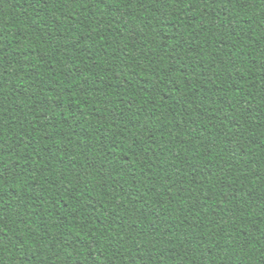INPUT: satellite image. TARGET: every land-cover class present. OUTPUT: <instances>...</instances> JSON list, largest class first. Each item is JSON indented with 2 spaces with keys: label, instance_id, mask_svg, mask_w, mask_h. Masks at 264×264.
<instances>
[{
  "label": "trees",
  "instance_id": "16d2710c",
  "mask_svg": "<svg viewBox=\"0 0 264 264\" xmlns=\"http://www.w3.org/2000/svg\"><path fill=\"white\" fill-rule=\"evenodd\" d=\"M0 264H264V0H0Z\"/></svg>",
  "mask_w": 264,
  "mask_h": 264
}]
</instances>
